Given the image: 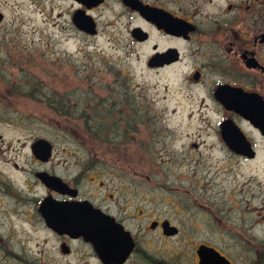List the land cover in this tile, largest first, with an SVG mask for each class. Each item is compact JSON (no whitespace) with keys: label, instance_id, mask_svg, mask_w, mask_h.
I'll use <instances>...</instances> for the list:
<instances>
[{"label":"flooded vegetation","instance_id":"af4514ba","mask_svg":"<svg viewBox=\"0 0 264 264\" xmlns=\"http://www.w3.org/2000/svg\"><path fill=\"white\" fill-rule=\"evenodd\" d=\"M135 1L140 9L116 0L127 21V44L147 69L167 74L170 112L189 118L216 114L223 156L242 162L263 158L264 132L248 116L264 119V0H225L223 7L218 0ZM121 103L131 100L123 96ZM117 119V128H129L123 114ZM227 120L247 145L226 143L221 125ZM23 126L21 133L10 130L9 139L0 133L3 263L200 264L199 252H208L217 256L213 264H264V199L250 196L249 179L239 183L233 177L231 191L239 199L224 225L217 223L220 202L209 191L218 170L203 191L192 181L158 185L155 171L131 169L127 157L108 153L107 146L101 152L90 147L79 158L56 144L58 134L31 139ZM37 140L45 143L34 147ZM206 219L212 230L191 224ZM226 238L231 254L217 243Z\"/></svg>","mask_w":264,"mask_h":264},{"label":"rangeland","instance_id":"374dc122","mask_svg":"<svg viewBox=\"0 0 264 264\" xmlns=\"http://www.w3.org/2000/svg\"><path fill=\"white\" fill-rule=\"evenodd\" d=\"M214 3L223 7L225 0ZM98 6L87 11L97 28L89 35L72 24L73 12L84 8L73 0H0L3 138H10V130L23 132V123L31 139H53L56 133V144L79 158L90 147L101 152L107 146L108 153L127 157L131 169L155 171L158 185L187 186L192 181L203 191L202 185L218 170L214 184H209L215 185L209 190L211 197L220 202L215 207H221L217 223L233 217L232 206L239 199L231 191L234 176L239 183L251 181L248 187L254 200L264 199V157L242 162L223 156L214 129L216 114L189 118L171 113L167 74L147 69L129 49L127 21L116 0ZM211 6L206 3L205 8L211 11ZM123 96L131 103L122 104ZM132 103L140 108H130ZM118 114L130 122L126 130L114 125ZM102 135L113 144L102 142ZM192 142L199 144L198 150L190 146ZM0 149L5 152L1 143ZM209 223V219L191 221L212 230ZM230 242L226 238L217 243L231 254ZM0 264L5 263L0 259Z\"/></svg>","mask_w":264,"mask_h":264},{"label":"water","instance_id":"95a60500","mask_svg":"<svg viewBox=\"0 0 264 264\" xmlns=\"http://www.w3.org/2000/svg\"><path fill=\"white\" fill-rule=\"evenodd\" d=\"M79 4H81L84 8L77 9L73 12L71 16L72 24L80 31L85 32L89 35H94L97 32L96 23L94 18L87 13L86 10L91 9L92 7H95L101 3L104 2V0H76ZM125 4L131 6L132 8H138L140 7L137 5L135 0H123ZM143 12L149 11L148 8L143 6ZM2 19V16L0 15V20ZM248 119L250 122L261 129L262 132H264V119L257 122L252 116H248ZM221 136L226 141V143L229 146L239 147L242 145H247V142L245 141V137L237 126L231 121L227 120L223 122L221 125ZM45 143L44 140H37L34 144V147H39L41 144ZM212 253V252H211ZM200 257L203 259V263L200 262V264H213L211 261L217 259V256L214 255V253L209 254L206 252V255H203L199 252ZM210 255V256H209ZM208 257L212 258L211 260L208 259Z\"/></svg>","mask_w":264,"mask_h":264}]
</instances>
